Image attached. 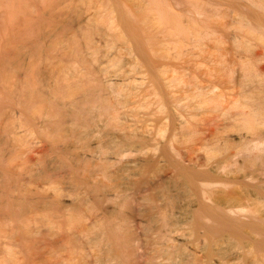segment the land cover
<instances>
[{
  "label": "bare ground",
  "instance_id": "1",
  "mask_svg": "<svg viewBox=\"0 0 264 264\" xmlns=\"http://www.w3.org/2000/svg\"><path fill=\"white\" fill-rule=\"evenodd\" d=\"M46 1L0 0V264H264V0Z\"/></svg>",
  "mask_w": 264,
  "mask_h": 264
},
{
  "label": "rangeland",
  "instance_id": "2",
  "mask_svg": "<svg viewBox=\"0 0 264 264\" xmlns=\"http://www.w3.org/2000/svg\"><path fill=\"white\" fill-rule=\"evenodd\" d=\"M48 1L57 2L59 0H47L46 3ZM72 3H74V1ZM67 4L70 5V1ZM75 4H77L78 6H82L81 2H77ZM68 5H66V6H68ZM9 11L10 10H9L8 6H6L4 4H0V14H1L0 15V64H1V62H4L7 59V55L9 53L10 48H11V34L12 33H11V26H10L9 17H8V15H10ZM64 11L67 12L68 9L63 8V12ZM1 16H2V18H1ZM46 26H49V28L56 29L55 20H46ZM235 75H236V77L237 76L239 77V74H235Z\"/></svg>",
  "mask_w": 264,
  "mask_h": 264
}]
</instances>
